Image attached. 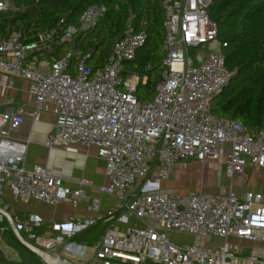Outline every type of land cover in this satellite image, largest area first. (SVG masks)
Here are the masks:
<instances>
[{"label":"built area","instance_id":"obj_1","mask_svg":"<svg viewBox=\"0 0 264 264\" xmlns=\"http://www.w3.org/2000/svg\"><path fill=\"white\" fill-rule=\"evenodd\" d=\"M209 4L210 0H162L164 71L150 100L136 97L146 78L125 71L124 63L134 58L147 39L131 23L115 42L104 67L94 68L85 56L74 75L67 73L74 55L71 48L45 64L34 59L42 44H54L53 33L24 43L22 30L7 36L0 32V71L25 79L35 98L32 109L18 103L13 111L0 112V196L8 188L16 200L25 202L73 208L85 204L97 214L94 219L72 216L49 228L64 232L66 227L106 222L88 264H264L262 193L247 191L240 197L232 185L220 186L214 194L201 189L186 194L160 189L175 168H185L191 159L218 160L221 145L227 146L228 178L243 175L249 167L264 169V129L252 132L213 114L214 99L232 73L225 62L227 43L219 38ZM15 10L11 0H0L1 13ZM106 10L104 5L89 6L79 25L68 26L60 42L94 28ZM5 104L14 105L15 100L8 98ZM40 111L56 117L47 148L93 146L106 161V183L100 191L116 199L107 215L99 213L100 198L84 190L92 181L81 179L78 188L69 189L45 166H26L30 140L16 134L27 115L36 118ZM13 220L27 241L38 242L42 217L31 213ZM9 230L10 223L0 214V235ZM176 234L194 240L176 241ZM210 236L224 243L217 247L198 244V238ZM67 245L59 238L44 247L61 252Z\"/></svg>","mask_w":264,"mask_h":264},{"label":"trees","instance_id":"obj_2","mask_svg":"<svg viewBox=\"0 0 264 264\" xmlns=\"http://www.w3.org/2000/svg\"><path fill=\"white\" fill-rule=\"evenodd\" d=\"M14 17L0 26L7 36L13 30L26 31L33 25L39 34H54L53 56L60 58L66 49L74 55L67 73L74 75L79 62L86 58L94 68L104 67L115 42L131 23L136 31L147 34L134 58L124 63L125 71L146 78L136 97L150 100L164 71L165 37L162 0H11ZM91 5H104L106 12L94 28L79 32L72 40L60 42L66 28L79 25V19ZM218 26L224 48L226 67L232 73L228 85L214 99L213 114L222 120L236 121L252 132L264 129V0H210L207 7ZM8 25L11 28L8 29ZM41 59L50 56L39 53ZM106 222L98 221L67 238L68 242L95 247L105 233ZM40 234V230L37 231ZM18 254L10 260L0 249V264H44L23 246L12 230L3 234Z\"/></svg>","mask_w":264,"mask_h":264},{"label":"crops","instance_id":"obj_3","mask_svg":"<svg viewBox=\"0 0 264 264\" xmlns=\"http://www.w3.org/2000/svg\"><path fill=\"white\" fill-rule=\"evenodd\" d=\"M16 11V10H15ZM14 17V12H0V26L4 23H8ZM11 25H8V29ZM39 33L37 26L33 25L31 29L24 31L23 42L31 43L39 41ZM54 44L41 45V49L37 51L33 56L36 61L40 63H48L53 58ZM50 56V58L41 59L39 53ZM8 98L15 100L14 105H6L5 102ZM34 95L30 91L29 83L17 76H12L0 71V112L13 111L18 103H24L32 109L34 105ZM56 117L54 113L48 111H40L36 118L30 115L25 117L23 124L21 125L16 137L19 139H29L28 151L26 156V166L32 168L36 164H41L47 168V171L54 177L63 180V185L69 189H76L79 187V180L87 179L92 181V184L85 186L84 190L92 197H99L101 205L99 213L107 215L114 210L116 199L111 194L102 193L100 187L106 183L105 168L106 161L97 155V149L93 146H84L81 144H71L67 147H54L52 149L47 148L45 142L50 134L55 129ZM222 153L218 160H207L200 162L198 159H191L185 168L178 167L172 172L169 180L163 182L162 190L178 194H186L192 190L201 189L209 190L211 194L217 193V181L220 180L222 185H232L240 197H244L247 191H254L262 193L264 196V169L249 167L243 175L235 176L230 179L225 174V162H226V145L220 146ZM197 164L203 165V170L209 168L210 176L209 180H204L203 174L200 176L199 167ZM209 165V168L207 167ZM203 173V172H202ZM173 178L171 182L170 179ZM220 188V187H219ZM214 191V193H213ZM208 193V192H207ZM0 206L6 208L12 218L25 219L29 214H37L44 220V225L40 229V238L38 242L41 244H49L50 242H56L59 238H62L66 244V248L61 251L70 252L73 255L84 254L86 248L83 243H76V246H70L67 238L83 229L80 226L74 228L66 227L64 232H54L49 226L53 223H65L67 218L72 216L79 218L94 219L96 213L89 211L85 204L80 205L77 208H73L69 204H60L53 206L44 202H36L34 200H28L27 202L22 200H16L8 188H5V194L0 196ZM2 244H5L13 254L9 253L13 258H9L7 252H4L0 248L6 257L10 260H18V254L7 243L3 234L0 235ZM77 249L82 252L77 251ZM68 258V257H67ZM73 261L74 264H88L91 258H68Z\"/></svg>","mask_w":264,"mask_h":264},{"label":"water","instance_id":"obj_4","mask_svg":"<svg viewBox=\"0 0 264 264\" xmlns=\"http://www.w3.org/2000/svg\"><path fill=\"white\" fill-rule=\"evenodd\" d=\"M9 213L10 212H8L6 208L0 206V214L6 217L7 221L11 225L13 233L15 234L19 242L36 256H38L44 264H74L72 260L62 256L61 252L59 251L51 252L47 247L39 245L38 242L34 243L29 240L27 241V239L21 234V232L16 229L14 220ZM69 245L76 246V244L73 242L69 243Z\"/></svg>","mask_w":264,"mask_h":264},{"label":"rangeland","instance_id":"obj_5","mask_svg":"<svg viewBox=\"0 0 264 264\" xmlns=\"http://www.w3.org/2000/svg\"><path fill=\"white\" fill-rule=\"evenodd\" d=\"M11 13L15 12V11H10ZM197 167H199V172H200V176H202L201 174H203V178L204 180L208 181L209 180V176H210V172H209V165L207 166L209 169L207 170H203L202 169L204 168L202 164H197ZM203 172V173H202ZM170 181L172 182L173 181V178L170 179ZM217 188H216V191L217 192L219 190V187L220 185H222V182L220 180L217 181ZM163 187V184H161L160 186V189H162ZM205 192H208V193H212V192H209V190H204ZM214 193V191H213ZM176 237V241H183V242H192L194 239L192 237H187V236H183V235H180V234H176L174 235ZM198 244H200L201 246H204V247H217L221 244L224 243V240L221 239V238H217V237H214V236H210L208 238H198ZM85 253L81 256V257H78L76 255H73L72 253L70 252H66V251H63V254L66 255L68 258H91L94 254V247H88V246H85ZM252 247V246H251ZM0 248L3 249L4 252H7L9 258H13L9 253L13 254L11 252V250L5 245V244H2L1 240H0ZM73 261H76L73 259Z\"/></svg>","mask_w":264,"mask_h":264},{"label":"flooded vegetation","instance_id":"obj_6","mask_svg":"<svg viewBox=\"0 0 264 264\" xmlns=\"http://www.w3.org/2000/svg\"><path fill=\"white\" fill-rule=\"evenodd\" d=\"M78 264H80V263H78Z\"/></svg>","mask_w":264,"mask_h":264}]
</instances>
